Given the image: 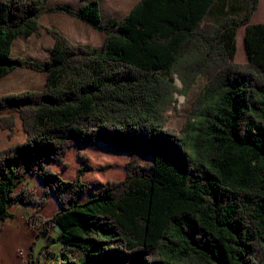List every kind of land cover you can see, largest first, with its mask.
I'll return each mask as SVG.
<instances>
[{
    "label": "trees",
    "instance_id": "16d2710c",
    "mask_svg": "<svg viewBox=\"0 0 264 264\" xmlns=\"http://www.w3.org/2000/svg\"><path fill=\"white\" fill-rule=\"evenodd\" d=\"M236 2L138 0L103 23L98 0L78 10L0 0V78L19 67L46 74L41 90L0 95V128L25 137L0 139V221L14 217L11 205L43 207L52 194L59 208L45 222L62 248L46 264H264V23L251 21L260 0ZM48 12L103 32L102 45L47 28L43 63L14 55ZM240 26L246 63L236 61ZM200 78L187 120L169 129L175 92L187 96ZM94 143L129 160L123 179L89 190L85 169L66 179L56 166Z\"/></svg>",
    "mask_w": 264,
    "mask_h": 264
},
{
    "label": "rangeland",
    "instance_id": "374dc122",
    "mask_svg": "<svg viewBox=\"0 0 264 264\" xmlns=\"http://www.w3.org/2000/svg\"><path fill=\"white\" fill-rule=\"evenodd\" d=\"M115 1L101 0L102 7L106 14L109 12L113 17L122 18L138 0H124L123 5H116ZM236 1L238 0H228L226 6ZM66 16L71 15L54 12L52 15L43 18L39 34L18 38L13 45V54L30 61L43 63L49 57L50 49L54 43V38L47 31V28H53L60 32L57 26H61L68 31ZM251 21L264 23V0H260V5ZM75 27L79 29L80 26L75 25ZM70 30L73 31V28L70 27ZM80 31L85 32L83 28ZM244 36L245 26H240L237 34L236 54V61L239 63L248 61L244 49ZM45 79L46 74L43 72L19 67L0 78V95L24 90H41ZM204 82L205 79L200 78L187 96L180 92H175L174 101L171 107L166 110V125L169 129L180 130L187 120L191 103ZM176 84L178 88H182L178 79H176ZM24 138V133L18 130L10 139L8 138V130L0 128V139L3 146ZM65 160L68 165L56 166V169L60 171L64 178H75L77 171L83 168L85 173L81 177L82 180L87 183L89 190H96L98 186L104 185L107 181L120 180L126 176V163L129 160V154L109 148L103 143H94L81 148L73 147L69 149ZM24 184L29 188L35 189L39 198L44 196V185L37 177L35 179H30L29 177V180ZM17 204L11 209L14 217L6 221H0V253L7 252V254L2 253V255L9 257L11 264H30V260L35 264H46V262L58 257L62 248L61 243L56 242L60 229L53 222H45L51 219L58 211V203L54 196L50 194L46 205L43 207ZM44 227L47 229V233L42 232Z\"/></svg>",
    "mask_w": 264,
    "mask_h": 264
},
{
    "label": "crops",
    "instance_id": "0c3cea01",
    "mask_svg": "<svg viewBox=\"0 0 264 264\" xmlns=\"http://www.w3.org/2000/svg\"><path fill=\"white\" fill-rule=\"evenodd\" d=\"M93 0H49L48 6H58V5H66L71 7L74 10H78L83 4L91 2ZM100 4V12L102 17V22L107 23L110 20L113 19H120L117 17H113L108 12L105 13L101 0H98ZM124 0H116V5L122 4L123 5ZM130 11V10H129ZM128 11V12H129ZM54 12H48L45 13L42 17L46 18L49 15H52ZM67 24H68V31H66L65 27L57 26V29L60 30L61 33H63L68 39H70L74 43H80V44H86L90 45L92 47H100L104 41L105 34L101 31L96 30L91 25L87 24L86 22L82 21L79 18H76L74 16H66ZM75 25H79V29L75 27ZM74 26V27H73ZM70 27L73 28V31L70 30ZM84 29L85 32H81V29ZM80 34V35H79ZM75 36V38H73ZM248 58V57H247ZM30 179H35V177H30ZM29 178L27 179V181ZM15 205H18L17 203L11 205L10 210L15 207ZM12 212V211H11ZM14 215V214H13ZM60 233V232H59ZM4 254H7V252H2ZM2 253H0V264H11L9 261V257L3 256Z\"/></svg>",
    "mask_w": 264,
    "mask_h": 264
}]
</instances>
